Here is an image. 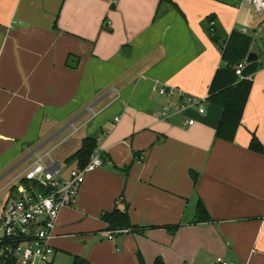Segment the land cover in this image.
Listing matches in <instances>:
<instances>
[{"label":"crops","instance_id":"1","mask_svg":"<svg viewBox=\"0 0 264 264\" xmlns=\"http://www.w3.org/2000/svg\"><path fill=\"white\" fill-rule=\"evenodd\" d=\"M172 2L156 19L160 0H0V215L33 153L68 131L53 150L76 137L72 156L95 137L104 159L60 215L54 264H264V155L249 149L254 135L264 145L261 55L233 142L215 137L221 107L179 112L181 98L154 91L206 99L222 65L208 18L228 37L250 24L259 37L264 15L244 0ZM167 106L177 113L162 120ZM199 201L209 222L196 223ZM115 207L138 230L110 240Z\"/></svg>","mask_w":264,"mask_h":264},{"label":"built area","instance_id":"2","mask_svg":"<svg viewBox=\"0 0 264 264\" xmlns=\"http://www.w3.org/2000/svg\"><path fill=\"white\" fill-rule=\"evenodd\" d=\"M244 2L259 16L264 15V0ZM243 33H247L246 30ZM246 66L247 61L236 66V75L240 80L246 79L243 75ZM154 91L161 96L181 98L183 103L178 108L179 112L196 108L199 114L206 113V99L187 96L164 86L155 85ZM174 113L177 112L167 106L162 111L161 119L167 120ZM194 122L189 120L186 124L192 126ZM46 159H50L51 163H47ZM103 165V155L96 149L85 168H75L64 177L62 166L52 159L51 152L42 156L36 154L34 164L17 186V198L6 204L0 215V264H54L56 250L51 241L60 215L64 209L76 206L86 174ZM115 233L108 232V238L113 240ZM216 264L233 263L219 257Z\"/></svg>","mask_w":264,"mask_h":264},{"label":"trees","instance_id":"3","mask_svg":"<svg viewBox=\"0 0 264 264\" xmlns=\"http://www.w3.org/2000/svg\"><path fill=\"white\" fill-rule=\"evenodd\" d=\"M163 5L174 6L172 0H160V6L156 15L159 17L161 7ZM215 17H209L208 32L212 41L217 45L220 54L222 65L217 69L214 78L211 82L208 91L207 102L217 105L222 108V116L216 128L215 137L218 140L233 142L238 129L242 125L244 112L248 104L250 94L254 85L253 76L259 70L258 61L248 64L243 70L244 80L236 75V66L244 62L250 54V49L253 44V38L242 33L239 30H234L229 37L217 25ZM213 24V25H212ZM98 148V139L95 137H87L83 139L81 148L71 157L67 163H76L79 169L85 168L91 160L93 152ZM249 149L257 154L264 155V145L254 135L251 139ZM195 183H197V175L192 172ZM13 188L12 190H15ZM103 220L108 224L107 232H116V234L135 232L138 229L132 226L128 209L124 210L115 207L114 210L103 215ZM210 218L202 201L198 202L196 223L209 222ZM179 226L175 227V231ZM141 264H146L141 258ZM7 264H14L9 262ZM73 264H89L83 258L74 257ZM153 264H166V262L158 257Z\"/></svg>","mask_w":264,"mask_h":264},{"label":"rangeland","instance_id":"4","mask_svg":"<svg viewBox=\"0 0 264 264\" xmlns=\"http://www.w3.org/2000/svg\"><path fill=\"white\" fill-rule=\"evenodd\" d=\"M254 14L257 16V18H262L263 16H259L258 14L255 13L254 9H252ZM254 29L255 27L250 24L248 25L247 28H244L242 30V32L244 30H246L248 36H250L251 38H253V51L255 52V54H260L261 55V61L259 62L261 64V62L264 60V32L261 34V36H256V34L254 33ZM264 29V27H263ZM258 37V38H257ZM217 52V50H216ZM252 52V53H254ZM213 60L217 61V54L214 55L213 53ZM219 56V54H218ZM220 57V56H219ZM263 63V62H262ZM262 66V64H261ZM181 92V91H180ZM184 91H182L181 93H183ZM185 93V92H184ZM194 97V96H193ZM194 98H198V99H205L204 97H194ZM71 130L68 131L66 134H64L63 136H61L58 140L54 141L53 143L49 144L47 147H45L42 151H40L39 155H44L50 151H52L51 157L54 161L60 163L63 167V172H62V176L66 177L67 175H69L70 171L73 170V168H75V163H67L66 159L71 155V153H73V150H67L66 148L68 147L67 145L71 144L72 142H74L73 140H75L76 137H74L72 140H70L68 143L64 144L61 147L56 148L55 150H53L55 148V146L61 141L63 140L65 137H67L70 134ZM80 147V146H79ZM75 150V148H74ZM71 157V156H70ZM47 163H51L50 159H46ZM23 168L21 167L15 174L21 172Z\"/></svg>","mask_w":264,"mask_h":264},{"label":"water","instance_id":"5","mask_svg":"<svg viewBox=\"0 0 264 264\" xmlns=\"http://www.w3.org/2000/svg\"><path fill=\"white\" fill-rule=\"evenodd\" d=\"M130 51H131L130 48H127V49H124V50H123L124 54H126V55H130ZM258 60H259V56H258L257 54H255V53H250V54L248 55V57H247V63H248V64H251V63L257 62ZM51 140H52V138H51L50 140H48V141L42 146V148H43L47 143H49ZM40 149H41V148H40ZM40 149H38L37 151H35L33 154H37L38 151H39Z\"/></svg>","mask_w":264,"mask_h":264}]
</instances>
